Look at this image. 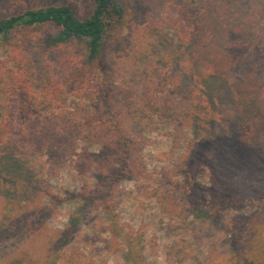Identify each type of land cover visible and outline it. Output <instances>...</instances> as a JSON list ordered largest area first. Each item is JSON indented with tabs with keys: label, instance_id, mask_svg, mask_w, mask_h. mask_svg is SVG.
I'll return each mask as SVG.
<instances>
[{
	"label": "rangeland",
	"instance_id": "rangeland-1",
	"mask_svg": "<svg viewBox=\"0 0 264 264\" xmlns=\"http://www.w3.org/2000/svg\"><path fill=\"white\" fill-rule=\"evenodd\" d=\"M67 1L73 0H0V18ZM172 4L198 13L186 35L180 26H168L167 16L177 17ZM158 12L164 27L138 34ZM53 30L51 23L25 28L11 45L0 44V63L14 70L19 61H31L38 73L48 67L52 78L64 68L73 72L79 82L64 103L91 109L99 78L86 64V43L46 45L41 35ZM109 40L110 63L127 71L136 103L149 89L158 99L169 93L173 107L163 115L140 114L142 169L118 182L119 225L134 229L145 264H253L236 263L232 241L245 249L250 224L264 212V65L257 72L250 68L253 58H264V0H134L130 19ZM27 78L33 83L24 85L26 99L45 103L38 77ZM6 79L0 82V113L8 103L18 104L6 91L12 78ZM210 85L225 92L212 93ZM248 123L253 131L245 132ZM85 149L100 155L102 147L79 140L77 153ZM39 163L34 196L21 208L23 216L39 209L35 230L4 227L8 205L17 208L19 200L8 204L0 191V264L22 251L44 257L50 235L74 219L76 237L58 264H133L127 242L113 235L97 202L79 211L80 193L96 180L71 161L56 169Z\"/></svg>",
	"mask_w": 264,
	"mask_h": 264
},
{
	"label": "trees",
	"instance_id": "trees-1",
	"mask_svg": "<svg viewBox=\"0 0 264 264\" xmlns=\"http://www.w3.org/2000/svg\"><path fill=\"white\" fill-rule=\"evenodd\" d=\"M133 4L134 0H73L28 8L0 18V44L6 46L11 45L13 38L25 28L45 23H51L54 27L53 31H45L41 35L46 45L56 46L75 40L85 42L86 64L91 70L97 71L99 78L94 86L95 101L91 109L71 108L65 105L64 100L71 86L79 82L73 72L69 73L64 68L52 78L48 67L38 73L31 61H19L14 70H9L0 63V82H8L6 78H12L5 89L13 95V101L18 103H8L5 111L0 113V191L7 198L8 204L19 200L17 208L8 205L4 227L17 230L27 226L35 230L39 226L34 223L40 215L39 209L28 210L26 216H23L26 211L21 209L24 208L22 203L34 196L33 189L37 179L35 164L40 161L41 168L47 166L48 169H56L71 161L75 169L96 180L94 186L86 187L83 195L80 193L83 203L79 211L97 202L108 213L113 235L127 242V258L133 264H145L141 251L136 248L135 240L132 239L134 229L131 227L126 230V225H119L115 196L120 179L132 178L142 169L138 152L142 149L140 144L145 141V125L141 124L140 114L145 112L163 115L173 110V107H168L170 101L165 97L169 93L162 95L163 99H158L153 97L149 89L144 92L141 102L136 103L135 90L128 85L127 71L110 63L109 39L116 36L128 22ZM172 8L177 17L167 16L168 26H180V31L188 34L186 24L193 25L198 13L183 4H172ZM162 21L166 19L158 12L138 30V34L158 32L164 27L158 25ZM263 65L264 58L260 54L250 61L253 72L259 71ZM28 76H37L40 85L45 87V103L35 105L33 101L26 99L24 85L33 83ZM210 88L212 93L218 95L225 92L219 91L216 85H210ZM243 127L246 128L245 132L252 130L250 123ZM79 140L100 144V155L88 149L77 153ZM263 215L264 212L250 224L254 230L243 245L246 246L245 249L241 248L236 238L233 239L232 250L234 257L238 259L236 263L243 259L253 264H264ZM76 229V219L65 228L56 229L55 234L48 239L44 257L35 258L31 253L22 251L3 264H58L64 248L75 239Z\"/></svg>",
	"mask_w": 264,
	"mask_h": 264
}]
</instances>
